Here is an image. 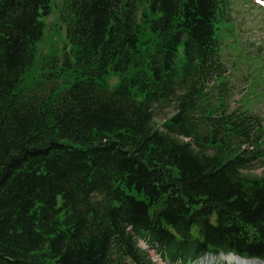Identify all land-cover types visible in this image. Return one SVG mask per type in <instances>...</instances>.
<instances>
[{
    "label": "trees",
    "instance_id": "obj_1",
    "mask_svg": "<svg viewBox=\"0 0 264 264\" xmlns=\"http://www.w3.org/2000/svg\"><path fill=\"white\" fill-rule=\"evenodd\" d=\"M52 1L0 0V264L264 262L229 0H60L64 47L37 60Z\"/></svg>",
    "mask_w": 264,
    "mask_h": 264
},
{
    "label": "rangeland",
    "instance_id": "obj_2",
    "mask_svg": "<svg viewBox=\"0 0 264 264\" xmlns=\"http://www.w3.org/2000/svg\"><path fill=\"white\" fill-rule=\"evenodd\" d=\"M264 0H229L231 23L219 25L218 35L223 45L221 57L229 70V80L235 86L234 100L244 110L264 118ZM60 0H53L51 14L43 19L44 32L37 45V60L51 52L61 53L65 44L64 27L58 20ZM181 51V49H179ZM112 86L117 77H107ZM157 123L160 121L157 120ZM258 169L252 174H261ZM143 246V245H142ZM244 260H250L241 258ZM156 264H162L153 257ZM234 255L205 257L197 264H236Z\"/></svg>",
    "mask_w": 264,
    "mask_h": 264
},
{
    "label": "bare ground",
    "instance_id": "obj_3",
    "mask_svg": "<svg viewBox=\"0 0 264 264\" xmlns=\"http://www.w3.org/2000/svg\"><path fill=\"white\" fill-rule=\"evenodd\" d=\"M234 257L239 260L237 261L238 263L236 264H264V262L259 261V260H244L238 256H234Z\"/></svg>",
    "mask_w": 264,
    "mask_h": 264
}]
</instances>
